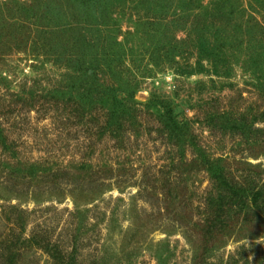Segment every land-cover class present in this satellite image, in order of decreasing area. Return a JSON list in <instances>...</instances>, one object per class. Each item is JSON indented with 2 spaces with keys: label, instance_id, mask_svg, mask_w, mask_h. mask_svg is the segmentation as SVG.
Masks as SVG:
<instances>
[{
  "label": "rangeland",
  "instance_id": "374dc122",
  "mask_svg": "<svg viewBox=\"0 0 264 264\" xmlns=\"http://www.w3.org/2000/svg\"><path fill=\"white\" fill-rule=\"evenodd\" d=\"M5 244L264 264V0H0Z\"/></svg>",
  "mask_w": 264,
  "mask_h": 264
},
{
  "label": "trees",
  "instance_id": "16d2710c",
  "mask_svg": "<svg viewBox=\"0 0 264 264\" xmlns=\"http://www.w3.org/2000/svg\"><path fill=\"white\" fill-rule=\"evenodd\" d=\"M218 116L220 115L221 116V114H217ZM175 121V120H174ZM238 123H237V125H235L236 127H238V126H242L244 129L243 130H245L246 128H252L253 126L251 125V123L249 124V121L247 120V122H243V119H241V121H239V120H236ZM251 122V121H250ZM175 123H179V121H175ZM253 123V122H252ZM116 135V134H115ZM115 135H113V137L114 138H116L117 136H115ZM112 137V138H113ZM191 170V169H190ZM228 175H230V174H228ZM261 194H263V190L261 191V190H259L258 191V193H257V195H255L254 197H253V199H254V202H255V204H257V203H259L260 201H262V200H260L259 198L260 197H262V195ZM234 198H237V197H234ZM260 200V201H259ZM13 239H14V237H12ZM210 239L211 238H208L207 240L208 241H210ZM10 244H5V246H0V264H13V262H14V257L15 256H19V253L16 251V250H13V251H11L10 252V254L8 253V249H10Z\"/></svg>",
  "mask_w": 264,
  "mask_h": 264
}]
</instances>
